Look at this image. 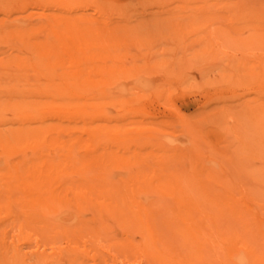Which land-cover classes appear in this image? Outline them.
I'll return each instance as SVG.
<instances>
[{
  "label": "rangeland",
  "instance_id": "1",
  "mask_svg": "<svg viewBox=\"0 0 264 264\" xmlns=\"http://www.w3.org/2000/svg\"><path fill=\"white\" fill-rule=\"evenodd\" d=\"M64 1L0 0V254L69 264V245L79 264H148L113 245L123 229L68 238L76 195L148 205L203 187L256 218L212 219L196 264H264V0ZM59 18L68 75L33 58Z\"/></svg>",
  "mask_w": 264,
  "mask_h": 264
},
{
  "label": "bare ground",
  "instance_id": "2",
  "mask_svg": "<svg viewBox=\"0 0 264 264\" xmlns=\"http://www.w3.org/2000/svg\"><path fill=\"white\" fill-rule=\"evenodd\" d=\"M64 2L65 6H62V9L63 7L67 9V0ZM58 24L60 31L57 30L54 35L59 41H49L47 37L50 34L46 32L49 36H46V41L40 42L38 39V47L33 58L40 62L44 71H55L54 68L59 67L63 75H68V19L59 18ZM6 35L14 36L15 30H8ZM4 134L3 132V138ZM111 188L106 187L102 190L101 187L89 186L75 194L79 223L68 227V238L77 237L83 232L84 227L91 228L98 225L104 228L102 232L112 235L123 229L127 232V236L114 238L113 245L128 250L138 249L147 259L148 264H196L199 239L205 238L212 219L221 216L229 220L256 218L254 210L244 207L238 200H232L229 196L230 199H227L226 204L222 203L220 198H212L211 189L207 190L203 187L189 188L190 191L187 187L185 190L176 187L177 190L172 191L175 192L172 202L160 203L156 199V202L149 201L148 205L128 200L127 195L117 192L116 188ZM85 209L87 212H94L96 217L93 220L87 219L84 216ZM134 235L138 239H135ZM66 250L70 255L69 264L81 263L75 246L68 245ZM0 264H19V260L15 255L0 254Z\"/></svg>",
  "mask_w": 264,
  "mask_h": 264
}]
</instances>
